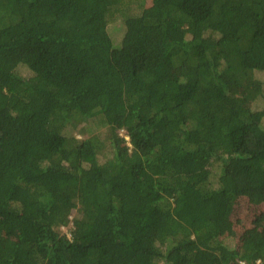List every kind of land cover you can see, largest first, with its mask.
Instances as JSON below:
<instances>
[{
  "label": "trees",
  "instance_id": "obj_1",
  "mask_svg": "<svg viewBox=\"0 0 264 264\" xmlns=\"http://www.w3.org/2000/svg\"><path fill=\"white\" fill-rule=\"evenodd\" d=\"M242 200L264 0H0V264H264Z\"/></svg>",
  "mask_w": 264,
  "mask_h": 264
},
{
  "label": "rangeland",
  "instance_id": "obj_2",
  "mask_svg": "<svg viewBox=\"0 0 264 264\" xmlns=\"http://www.w3.org/2000/svg\"><path fill=\"white\" fill-rule=\"evenodd\" d=\"M118 26L119 24L117 27ZM121 31L117 29L114 33L115 36L113 39L117 42L121 41L123 36V32ZM121 132H123V130ZM237 207L236 213L231 218L234 224L232 236H226L234 238V243H237L240 240V237L245 230L251 228L255 225V222L261 218V216H264V205L255 206L247 203L245 200H242L238 203Z\"/></svg>",
  "mask_w": 264,
  "mask_h": 264
}]
</instances>
